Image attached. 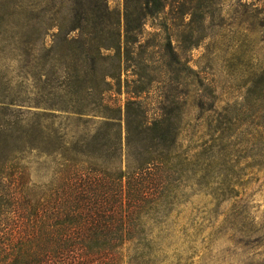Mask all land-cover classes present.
<instances>
[{
  "label": "trees",
  "instance_id": "1",
  "mask_svg": "<svg viewBox=\"0 0 264 264\" xmlns=\"http://www.w3.org/2000/svg\"><path fill=\"white\" fill-rule=\"evenodd\" d=\"M16 2L24 21L12 25L11 35L0 18V264L137 262L154 224L149 217L168 199L179 126L169 119L173 110L160 108L149 120L137 101L157 82L158 68L141 53L135 60L134 46H142L148 19L168 8L182 22L201 10L202 25L207 0H124L122 13L108 0ZM32 6L38 12L29 25ZM165 40L172 57L163 67L173 72L180 60L172 42L179 39L168 33ZM33 42L39 44L34 73ZM130 68L145 86L131 91L123 107L111 105L107 94ZM257 72L253 88L264 101V65ZM31 80L37 99L30 98ZM59 117L82 125L83 134L68 139L53 127ZM31 152L55 167L48 184L29 190L21 164Z\"/></svg>",
  "mask_w": 264,
  "mask_h": 264
},
{
  "label": "rangeland",
  "instance_id": "2",
  "mask_svg": "<svg viewBox=\"0 0 264 264\" xmlns=\"http://www.w3.org/2000/svg\"><path fill=\"white\" fill-rule=\"evenodd\" d=\"M108 4L123 12L124 0ZM16 5V0H0V18L9 35L12 25L24 21L18 20ZM205 5L202 25L201 10L185 22L169 8L149 18L142 46H134L135 60L141 55L158 68L157 82L137 101L147 107L149 120L158 118L160 108L173 110L169 119L179 129L175 160L169 165L168 199L149 217L154 224L147 227L144 249L131 264H264V101L262 92L253 88L264 65V0H207ZM37 12L32 6L25 13V19L33 20L29 25L36 23ZM183 32L189 40L180 38ZM168 33L179 39L172 42L180 60L173 72L163 67L172 57ZM31 46L34 73L39 44ZM14 67L9 71L15 72ZM132 70L123 72L120 86L107 94L111 105L123 107L131 91L145 86ZM28 86L30 98L37 99L36 83L31 80ZM197 89L200 102L195 99ZM53 127L68 139L84 130L65 117L56 119ZM21 165L29 190L48 184L55 167L36 152L26 154Z\"/></svg>",
  "mask_w": 264,
  "mask_h": 264
}]
</instances>
